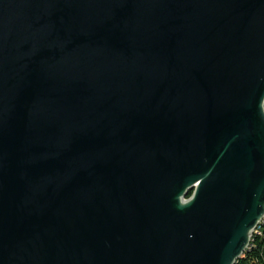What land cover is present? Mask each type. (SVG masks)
Returning <instances> with one entry per match:
<instances>
[{
  "label": "water",
  "instance_id": "water-1",
  "mask_svg": "<svg viewBox=\"0 0 264 264\" xmlns=\"http://www.w3.org/2000/svg\"><path fill=\"white\" fill-rule=\"evenodd\" d=\"M263 102L264 0H0V264H235Z\"/></svg>",
  "mask_w": 264,
  "mask_h": 264
},
{
  "label": "trees",
  "instance_id": "trees-1",
  "mask_svg": "<svg viewBox=\"0 0 264 264\" xmlns=\"http://www.w3.org/2000/svg\"><path fill=\"white\" fill-rule=\"evenodd\" d=\"M251 246L236 264H264V225L257 232V237H252Z\"/></svg>",
  "mask_w": 264,
  "mask_h": 264
},
{
  "label": "bare ground",
  "instance_id": "bare-ground-1",
  "mask_svg": "<svg viewBox=\"0 0 264 264\" xmlns=\"http://www.w3.org/2000/svg\"><path fill=\"white\" fill-rule=\"evenodd\" d=\"M263 107H264V102H263ZM264 225V222H258L257 223V225L255 226V228H261L262 226ZM256 235V231H252V233H251V238H250V244H249V246H248V248H247V250H249V248L251 247V242H252V237H254ZM236 264V263H235Z\"/></svg>",
  "mask_w": 264,
  "mask_h": 264
},
{
  "label": "built area",
  "instance_id": "built-area-1",
  "mask_svg": "<svg viewBox=\"0 0 264 264\" xmlns=\"http://www.w3.org/2000/svg\"><path fill=\"white\" fill-rule=\"evenodd\" d=\"M260 222H264V217H262V219L260 220ZM260 227L259 228H254L253 231H256V237H257V232H259ZM255 239V238H254ZM252 247V246H251Z\"/></svg>",
  "mask_w": 264,
  "mask_h": 264
}]
</instances>
